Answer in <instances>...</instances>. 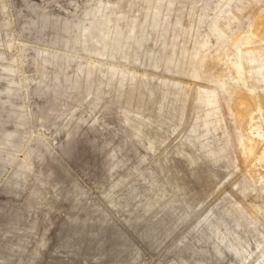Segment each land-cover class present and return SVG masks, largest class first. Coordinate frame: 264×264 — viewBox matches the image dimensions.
Returning <instances> with one entry per match:
<instances>
[{
    "label": "rangeland",
    "instance_id": "obj_1",
    "mask_svg": "<svg viewBox=\"0 0 264 264\" xmlns=\"http://www.w3.org/2000/svg\"><path fill=\"white\" fill-rule=\"evenodd\" d=\"M0 264H264V0H0Z\"/></svg>",
    "mask_w": 264,
    "mask_h": 264
}]
</instances>
